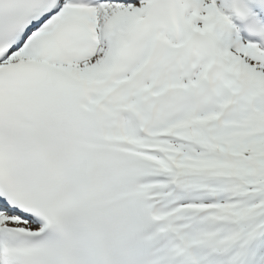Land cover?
Wrapping results in <instances>:
<instances>
[{
	"label": "snow or ice",
	"instance_id": "obj_1",
	"mask_svg": "<svg viewBox=\"0 0 264 264\" xmlns=\"http://www.w3.org/2000/svg\"><path fill=\"white\" fill-rule=\"evenodd\" d=\"M0 264H264V0H0Z\"/></svg>",
	"mask_w": 264,
	"mask_h": 264
}]
</instances>
